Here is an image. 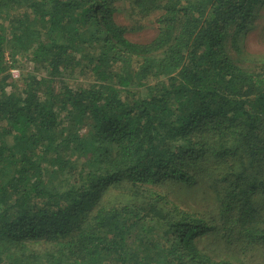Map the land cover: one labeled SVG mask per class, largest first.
<instances>
[{
	"label": "trees",
	"instance_id": "obj_1",
	"mask_svg": "<svg viewBox=\"0 0 264 264\" xmlns=\"http://www.w3.org/2000/svg\"><path fill=\"white\" fill-rule=\"evenodd\" d=\"M127 1L0 0V264H264V0Z\"/></svg>",
	"mask_w": 264,
	"mask_h": 264
},
{
	"label": "rangeland",
	"instance_id": "obj_2",
	"mask_svg": "<svg viewBox=\"0 0 264 264\" xmlns=\"http://www.w3.org/2000/svg\"><path fill=\"white\" fill-rule=\"evenodd\" d=\"M117 8L120 13L116 16V20L120 25L131 29L129 39L136 43H147L153 40L157 35V27L154 18L140 20L138 18H130V14L125 12L129 9V2L127 0H117ZM263 17L254 31H251L245 41V48L249 54L253 56H264V9L262 11ZM30 68L32 66L30 65ZM173 194L169 196L174 202H181L176 190H172ZM202 211H209L210 206L207 204L199 205Z\"/></svg>",
	"mask_w": 264,
	"mask_h": 264
},
{
	"label": "built area",
	"instance_id": "obj_3",
	"mask_svg": "<svg viewBox=\"0 0 264 264\" xmlns=\"http://www.w3.org/2000/svg\"><path fill=\"white\" fill-rule=\"evenodd\" d=\"M11 73L15 79H17L19 77V71L18 70H13Z\"/></svg>",
	"mask_w": 264,
	"mask_h": 264
}]
</instances>
